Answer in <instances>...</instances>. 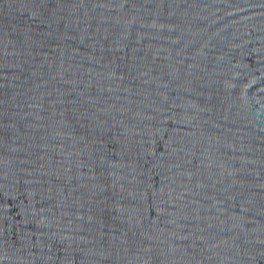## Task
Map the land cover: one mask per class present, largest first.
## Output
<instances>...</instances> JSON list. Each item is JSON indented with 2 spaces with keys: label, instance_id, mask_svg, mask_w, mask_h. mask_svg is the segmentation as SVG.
<instances>
[{
  "label": "water",
  "instance_id": "obj_1",
  "mask_svg": "<svg viewBox=\"0 0 264 264\" xmlns=\"http://www.w3.org/2000/svg\"><path fill=\"white\" fill-rule=\"evenodd\" d=\"M0 264H264V0H0Z\"/></svg>",
  "mask_w": 264,
  "mask_h": 264
}]
</instances>
